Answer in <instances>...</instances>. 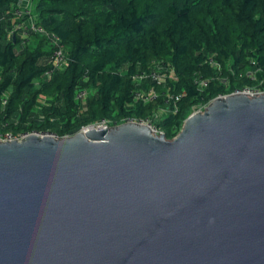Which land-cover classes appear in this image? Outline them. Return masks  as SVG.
<instances>
[{
    "label": "water",
    "instance_id": "1",
    "mask_svg": "<svg viewBox=\"0 0 264 264\" xmlns=\"http://www.w3.org/2000/svg\"><path fill=\"white\" fill-rule=\"evenodd\" d=\"M0 264H264V94L0 142Z\"/></svg>",
    "mask_w": 264,
    "mask_h": 264
},
{
    "label": "trees",
    "instance_id": "2",
    "mask_svg": "<svg viewBox=\"0 0 264 264\" xmlns=\"http://www.w3.org/2000/svg\"><path fill=\"white\" fill-rule=\"evenodd\" d=\"M21 2L0 0L1 131L62 139L150 118L172 140L195 109L264 83V0H29L37 25L64 46V69L47 36H9ZM150 88L156 100H136Z\"/></svg>",
    "mask_w": 264,
    "mask_h": 264
},
{
    "label": "built area",
    "instance_id": "3",
    "mask_svg": "<svg viewBox=\"0 0 264 264\" xmlns=\"http://www.w3.org/2000/svg\"><path fill=\"white\" fill-rule=\"evenodd\" d=\"M13 17H14V24L13 27L9 33L10 37H16L17 35L20 37V39L25 42L28 43L29 42V38L31 36V34H35V35H41V36H47L52 43L55 45V51L53 53V57H52V63L56 68H62L64 69V67L67 64V52L64 48V46L62 45L60 39H58V37H56L55 35H51L46 33V31L41 27L37 25V18L36 16L33 14V9L32 7L27 4L26 6H21V5H17L13 7ZM208 63L217 69L219 68V64L217 63V61L215 60V57H210L208 59ZM252 74H248L249 77H251ZM150 78H152L154 81H157L158 84H161L163 82V75H158L156 73H152L150 76ZM136 78H138L139 81H143L146 80V76L145 75H139ZM224 83H227L226 81H224ZM264 83H261V87H256V88H245L242 90H237L234 93H232L231 95H240V94H245L249 97H254V96H260L264 94V88H262L264 85ZM202 86L205 88L208 86V82L203 81L202 82ZM157 92L154 88H150L147 92H138L136 94V100L137 101H143L144 103H151L154 100L157 99ZM230 96V95H227ZM227 96H220L219 98H225ZM79 99L81 98H85L86 97V93L84 91L79 92L78 96ZM208 106V105H207ZM206 106V107H207ZM205 107V108H206ZM200 110L199 112L204 111ZM138 124V125H143V126H147L148 128H150V130L156 134V135H165L164 132L160 129H158L154 122L153 119L147 118L144 120H135V119H129L126 120L123 124ZM122 125V124H120ZM119 124H111L110 122L107 121H101L99 123L96 124H92L88 127L83 128V130L79 133H86L89 130H97V131H103L105 129H112L114 127L120 126ZM30 136H38L40 138H45V137H51L54 138L56 140H60V138L53 132H40V131H27V132H21V133H13V132H4L0 130V142L2 143H11L12 141H23L24 139H26L27 137ZM66 137H71V136H65L63 138ZM62 138V139H63Z\"/></svg>",
    "mask_w": 264,
    "mask_h": 264
},
{
    "label": "crops",
    "instance_id": "4",
    "mask_svg": "<svg viewBox=\"0 0 264 264\" xmlns=\"http://www.w3.org/2000/svg\"><path fill=\"white\" fill-rule=\"evenodd\" d=\"M28 3L30 4L29 0H22L20 5L21 6H26ZM0 74H1V72H0Z\"/></svg>",
    "mask_w": 264,
    "mask_h": 264
},
{
    "label": "rangeland",
    "instance_id": "5",
    "mask_svg": "<svg viewBox=\"0 0 264 264\" xmlns=\"http://www.w3.org/2000/svg\"><path fill=\"white\" fill-rule=\"evenodd\" d=\"M29 4V3H28ZM30 5V4H29ZM20 48V47H19ZM200 110H203L201 107H199V108H197V109H195V111H194V113L193 114H195V113H197V112H199Z\"/></svg>",
    "mask_w": 264,
    "mask_h": 264
}]
</instances>
